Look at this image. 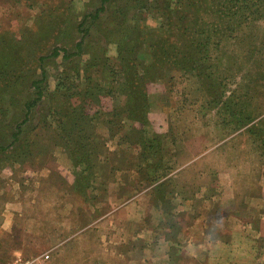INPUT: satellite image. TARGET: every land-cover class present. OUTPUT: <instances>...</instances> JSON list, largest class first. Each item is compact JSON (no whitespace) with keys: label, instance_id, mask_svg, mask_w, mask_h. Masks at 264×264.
I'll use <instances>...</instances> for the list:
<instances>
[{"label":"rangeland","instance_id":"obj_1","mask_svg":"<svg viewBox=\"0 0 264 264\" xmlns=\"http://www.w3.org/2000/svg\"><path fill=\"white\" fill-rule=\"evenodd\" d=\"M212 1L202 6L212 10ZM255 1L247 0L250 8H255ZM174 2L146 0L148 9L134 0L115 2V8L125 10L126 27L120 29L126 28L127 45L145 63H151L153 48L172 36L166 31L169 21L162 8L172 12L171 22H179L174 18ZM61 3L71 7L65 13H71L76 24L101 5L100 0H0V32L8 31L19 39L26 27L34 28L55 16ZM191 10L186 9L187 19L183 20L188 28L193 20ZM109 14L119 18L110 9ZM100 15L106 19L108 13ZM200 18L199 22H204L200 38L204 40L215 17L203 13ZM113 22L121 21L110 24ZM98 23L86 37L98 45L94 59L105 56L117 68L118 46L104 38L110 25ZM137 23L142 25L140 34L132 29ZM251 27V35L263 43L259 56L264 70V18L251 22ZM78 30L74 28L69 41L55 46L76 52L75 44L82 38ZM133 38L141 39L140 45L133 44ZM36 48L44 60L36 64L31 49L29 57L23 55V68H34L23 89L32 95L34 87L30 85L42 75L45 79L40 85L46 96L57 88L71 89L67 103L83 112L71 135L80 139L75 135L81 136L82 124L90 123L95 169L90 177L85 163L74 165L55 124H41L52 105L44 97L26 124L30 153L0 163V264L18 257L35 264H264V95H251L239 102L229 97L235 95L240 79L230 77L224 68L225 56H219L221 66L220 60L217 64L227 83L215 102L207 100L205 91L200 92L192 72L173 69L167 61L157 64L155 76L160 77L146 87L150 103L146 130L161 138V152L149 160L150 171L141 159L142 145L134 132L144 126L130 119L120 127L108 125L121 102L118 84L112 90L113 86L98 79L102 73L92 74L93 80L105 85L108 95L97 99L78 96L88 89L85 71L91 57L64 60L61 55L50 56L53 45ZM216 58L218 54L213 53L212 60ZM101 68L100 64L95 67ZM67 69L72 78L67 85H60ZM205 73L218 76L213 68ZM170 78L175 82L172 90ZM117 80L121 82L120 75ZM262 84L261 92L264 79ZM224 102H235L234 116ZM242 113L252 116L242 117ZM12 124L15 126V121ZM3 129L0 132L9 138L11 131ZM152 172L163 177L152 182Z\"/></svg>","mask_w":264,"mask_h":264},{"label":"trees","instance_id":"obj_2","mask_svg":"<svg viewBox=\"0 0 264 264\" xmlns=\"http://www.w3.org/2000/svg\"><path fill=\"white\" fill-rule=\"evenodd\" d=\"M60 1L63 2L64 0ZM206 1L175 0V6L173 7L175 12L174 18L178 17L179 22H171L172 12L167 10V8H162L161 13L163 17L166 21H169L166 22V31L172 34V36L167 42H161L153 48V53L150 57L151 63H145L140 58H137V56H134L132 53L133 48L127 45V37L123 36L125 35L126 28L124 30L120 29L121 25L122 27H126L124 20L125 10L120 7L115 8L116 0H100V7L90 15L83 16L81 23L77 22L76 24V22L72 21L71 13H65V10L67 8L71 9V7L66 8L61 3V6L59 4L60 11L55 16H51V19H48L44 23L40 22L37 24L36 21L37 25L34 28L26 27L23 32L24 35L19 39H15L13 34L8 31L0 32V130L2 131L3 127H6L7 130L11 131L9 138H6L5 134L0 132V163H8L18 156H26L30 153L29 139L25 137L29 131L26 124L38 103L44 97H48V100H51L54 107L51 105L50 110H48L49 114H43L46 116L43 119L41 118V124L49 125V127L55 124L54 127L59 131L57 135L67 149L73 164L83 165L85 163L89 169V176L93 177L95 169L93 157L96 150L93 148L95 140L88 134V130L91 127L90 123L86 125L82 124L84 128L82 129L83 134L81 136L75 135L80 139L75 140V138H72L73 135H71L75 131L74 124L83 117L82 111L74 109L67 103V98L71 96V89L57 88L50 96H46L40 85L45 79L44 75H42L40 80H33L30 85L34 87L32 95H28V91L23 89L24 83L27 84L26 79L34 73V68L28 69L26 67L24 69L23 66H26V61H23L22 57L24 54L29 57L27 51L31 49L36 56V64L43 62L44 56L37 54L35 51L36 47H40L42 44H48L49 49L53 45L50 56L54 58L60 55L64 60L74 59L83 55L91 57L85 71L88 89L86 92H80L78 96H89L97 99L100 95H108L106 88H103L105 85L100 83L98 79L111 87L113 86L112 90L118 84L116 92H118L117 96L121 97V102L120 106H117L112 112L108 125L110 127H120L123 126L125 120L130 119L144 126L143 129L134 132L137 134L136 140L138 144L142 145L141 159L145 161L147 169L151 168V165H149L151 157H156L161 152V138L150 136L146 130V125L148 124L147 116L150 110L146 87L148 82L154 80L155 77H160L155 76L159 70L157 64L167 61L173 65V69L192 72L198 79L197 84L200 92L205 91L207 100L215 102L217 98L216 94L219 95L220 89L224 88L226 86L225 83H227L222 73L219 72L220 68L218 69L219 64H217L218 60H220L219 56H225L227 61H225L224 68L231 73L230 77H235V79L239 77L240 79L238 83L239 87L235 90V95H229V97H236V102H239L243 98L264 95V91L261 92L263 89L264 70L262 69V62L259 56L262 52L263 43L259 42V38L255 39L251 35V22L264 18V0H256L254 4L256 5L255 8H250L247 0H237L235 3L234 0H230L232 4L229 3L228 5L222 4L221 0H219V4L215 5V0H213L211 3L212 10H210L208 5L202 6V3ZM138 2H141L140 7L148 9L149 5H146V0H143V2L141 0H134V3ZM190 8H192L190 13H192L193 20L190 22L191 26L188 28V26H185L186 22H183V20L187 19L185 15L186 9L190 11ZM109 9L112 10L113 15H117L119 18L111 17ZM103 11L108 13L106 19L103 15H100ZM203 13H212L215 20L214 22H210L208 34L204 40H201L200 27L204 22L199 21ZM89 18L90 20H88ZM116 20L121 22H113V24H116L115 26L110 24V22ZM99 21L108 22L109 24L107 23L106 26L110 25L104 31V38L116 43L118 46L119 64L117 68L105 56L100 57V60L94 59V56L97 54L96 48H98V45L92 44L91 40H86L89 32L93 28L98 27ZM128 25L132 24L128 23ZM74 28H80L81 30L77 32L82 33L80 42L75 44L76 52H69L66 48L61 49L55 46L59 42L69 41L70 37L73 36L72 31H74ZM134 28L138 30L136 34H140L142 29L141 23H137L132 29ZM119 31L123 34H119ZM143 32L145 31L143 30ZM132 41L133 44L140 45L141 39L137 40V38H133ZM213 53L218 54L216 60H212ZM205 60L207 61V65L205 64ZM259 61L261 65L259 64L258 69ZM221 62L220 60V66ZM254 63H256V66H254ZM98 64L102 66L100 70L95 69ZM138 68L141 70L139 71ZM208 68L218 71V76L212 78L210 74L207 75L205 71ZM98 73H102V76L97 80H93L92 74L97 75ZM76 74L79 75L78 71H76ZM76 74L74 73V76L78 77ZM116 74L120 75L121 82L117 80L118 82L116 83ZM64 75L61 78L60 85H67L72 78V74H69V69L66 70ZM204 79L207 80L205 81ZM174 84L175 82L170 78V83L168 84L169 90H172L171 86ZM224 103L226 110L231 108L230 113L234 116L235 113L232 105L235 102ZM22 116L21 121L16 123V120ZM250 116H252L251 113H242V117L249 118ZM14 121L15 126H12L14 124L12 122ZM62 135L64 136L62 137ZM154 154L155 156H153ZM148 170L151 171V169ZM152 173V177H150L152 182L163 177V174L155 175L154 172Z\"/></svg>","mask_w":264,"mask_h":264},{"label":"built area","instance_id":"obj_3","mask_svg":"<svg viewBox=\"0 0 264 264\" xmlns=\"http://www.w3.org/2000/svg\"><path fill=\"white\" fill-rule=\"evenodd\" d=\"M7 264H35L34 261L24 259L22 257H18L17 259L13 260L12 262H9Z\"/></svg>","mask_w":264,"mask_h":264}]
</instances>
